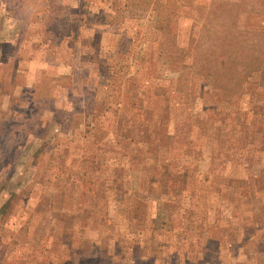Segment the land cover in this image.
Instances as JSON below:
<instances>
[{"label": "rangeland", "instance_id": "obj_1", "mask_svg": "<svg viewBox=\"0 0 264 264\" xmlns=\"http://www.w3.org/2000/svg\"><path fill=\"white\" fill-rule=\"evenodd\" d=\"M0 264H264V0H0Z\"/></svg>", "mask_w": 264, "mask_h": 264}, {"label": "trees", "instance_id": "obj_2", "mask_svg": "<svg viewBox=\"0 0 264 264\" xmlns=\"http://www.w3.org/2000/svg\"><path fill=\"white\" fill-rule=\"evenodd\" d=\"M131 1V0H130ZM214 55H215V52L213 51L211 54H209L208 55V61L210 62V60H213L212 61V63H214L215 61H214ZM220 57V56H219ZM211 58V59H210ZM220 59H221V57H220ZM232 63V65L230 66V70L235 74V76L237 75V71H235V62H231ZM224 64L225 63H223V62H221V68H225L224 67ZM220 72H221V69H220Z\"/></svg>", "mask_w": 264, "mask_h": 264}]
</instances>
